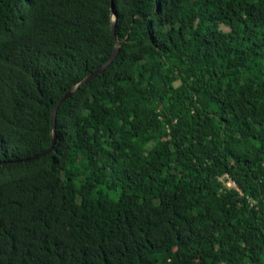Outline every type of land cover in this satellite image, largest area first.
Returning a JSON list of instances; mask_svg holds the SVG:
<instances>
[{"label":"trees","instance_id":"16d2710c","mask_svg":"<svg viewBox=\"0 0 264 264\" xmlns=\"http://www.w3.org/2000/svg\"><path fill=\"white\" fill-rule=\"evenodd\" d=\"M0 264H264V0H0Z\"/></svg>","mask_w":264,"mask_h":264},{"label":"water","instance_id":"95a60500","mask_svg":"<svg viewBox=\"0 0 264 264\" xmlns=\"http://www.w3.org/2000/svg\"><path fill=\"white\" fill-rule=\"evenodd\" d=\"M112 15L115 16V19H116V15H115V11H114V8L112 6ZM111 29L113 31V34L115 36V40H116V47H115V50H114V53L113 55L111 56V58L102 66L100 67L98 70H96L94 73H92L91 75H89L87 78H85L77 87L73 88L65 97L64 99L60 102V104L55 108V110L53 111V114H52V120H53V145L52 147L47 150L46 152L42 153L41 155L39 156H35L33 157L31 160H36V159H39L40 157H43L47 154H49L52 150H53V147H54V142H55V128H56V118H57V112H58V108L59 106L64 103L65 101H67L69 98H71L76 92L77 90L79 89V87H81L82 85L84 84H88L90 81H92L94 78H97L101 73H103L109 66L110 64H112L114 62V60L117 58L118 56V53L120 51V46L122 45V43H120L118 40H117V33H116V23H115V20H113V23L111 25Z\"/></svg>","mask_w":264,"mask_h":264},{"label":"built area","instance_id":"2783aa9c","mask_svg":"<svg viewBox=\"0 0 264 264\" xmlns=\"http://www.w3.org/2000/svg\"><path fill=\"white\" fill-rule=\"evenodd\" d=\"M229 187H235V185H234V184H232V183H230Z\"/></svg>","mask_w":264,"mask_h":264}]
</instances>
